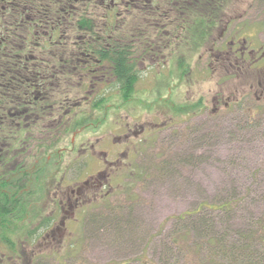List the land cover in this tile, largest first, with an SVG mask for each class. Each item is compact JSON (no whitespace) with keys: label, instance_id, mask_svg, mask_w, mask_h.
<instances>
[{"label":"rangeland","instance_id":"1","mask_svg":"<svg viewBox=\"0 0 264 264\" xmlns=\"http://www.w3.org/2000/svg\"><path fill=\"white\" fill-rule=\"evenodd\" d=\"M168 59L145 61L131 101L110 88L108 109L94 113L98 122L67 136L59 146L67 167L61 186L37 201L40 219L25 221L20 236L10 233L13 251L0 242V264H264V99L244 94L238 77L208 74L197 55L183 78ZM217 90L238 101L214 115ZM96 94L83 105L87 112ZM199 101L198 112H176ZM171 115L155 134L124 138L127 125ZM120 159L131 165L110 171L101 163ZM90 177L102 180L97 195L86 186L76 201L70 190ZM52 200L66 213H52Z\"/></svg>","mask_w":264,"mask_h":264},{"label":"trees","instance_id":"2","mask_svg":"<svg viewBox=\"0 0 264 264\" xmlns=\"http://www.w3.org/2000/svg\"><path fill=\"white\" fill-rule=\"evenodd\" d=\"M146 1L156 5L141 11L137 0L136 6L128 9L130 13L114 15L112 24L107 21V13L99 18L97 10L81 9L76 16L60 13L63 19L76 17L78 21L66 23L61 28L63 35L60 32L61 37L56 39L44 38L49 22L37 26L32 38L26 26L4 27V40L0 42V242L9 250L15 249L10 233L20 236L23 229H17L25 221L31 224L36 217L40 219L44 207L37 209V201L55 193L64 180L62 173L67 167L60 164L66 149L59 146L67 136L98 122L94 113L108 109L105 104L110 88L117 89L124 103L131 101L145 61L165 63L169 58L162 59L161 55L170 53V34L180 26L173 24L171 4L228 0ZM203 11V7L195 8L193 28L200 32L179 31L180 35L194 34L193 49L203 42ZM34 12L50 21L51 11ZM12 34H16V40H10ZM177 50L169 59L175 63L178 77L183 78L188 75L190 59L181 47ZM96 93L99 95L87 112L83 105H89L90 96ZM201 107L199 101L176 112L193 113ZM83 111L87 116L83 122L77 121V113ZM49 222V216L43 217L39 225L47 227ZM251 240L256 239L253 236ZM241 250L247 252L245 246Z\"/></svg>","mask_w":264,"mask_h":264},{"label":"flooded vegetation","instance_id":"3","mask_svg":"<svg viewBox=\"0 0 264 264\" xmlns=\"http://www.w3.org/2000/svg\"><path fill=\"white\" fill-rule=\"evenodd\" d=\"M136 3L137 0H0V42L4 40L3 29L5 26H26V33L29 38H32L34 32H37L35 31L37 26H44V23L49 22L51 26H49L48 30H44V38L48 40L51 38L56 39L61 37L59 33L66 23L73 24L78 21L76 17L63 19L60 17V13L67 11L76 16V13L81 9L97 10L96 14L99 18L107 13V21L112 24L114 15L119 16L121 13H130L128 9L134 8ZM154 5H156V2L140 0L139 9L143 11L147 6L151 7ZM171 7L173 8V24L180 26L173 28V34H170L172 41L170 53L161 55L162 59L164 57H173L174 54H177V48L181 47L189 58L197 55L198 59L203 60L204 68L208 74L213 71L222 72L224 73V75L222 74L223 80L238 77L242 86L248 90L244 94L253 93L256 101L264 99V0H228L211 4L199 2H190L188 4L172 3ZM196 7H203L205 10L202 12L204 24L201 31L204 37L202 44L193 49L194 34L192 33L191 36L187 34L180 35L179 31L185 29L187 31L196 30L200 32L201 29L193 28ZM40 9L45 12L51 11L50 21H44L40 15L34 12ZM55 29H57V32ZM61 33L63 35V32ZM16 39V34L10 36V40ZM215 93L211 97L212 113L214 115L218 114L222 105L225 109H228L232 102L238 101L237 97L236 100L235 98L231 100L226 97V101H224L223 93L218 90ZM240 93L241 91L235 93V96L240 95ZM172 119L173 115L169 116V119L164 120L161 124L156 123L153 118L150 123H144V125H133L132 127L127 125V132L124 134V138L127 139L135 135L140 136L147 129H150L155 134L164 126L170 125ZM120 154L121 152L117 151L116 155ZM101 163L110 165V171L115 170L116 166H118L117 169H124L131 165L130 162H123L122 159L116 162L102 161ZM100 172L103 171H99L98 174ZM110 173L107 174L109 175ZM108 180L106 178L105 182H107V186H110ZM101 182L102 180L93 177L85 179L82 181L83 184L81 186L70 190V196L77 197V201L82 196L86 186H88V191L96 194L95 192L98 191L97 183L102 185ZM67 201H70V198ZM53 203L54 201L52 200ZM70 205L71 203L69 202L68 208L71 207ZM55 210L66 213V210H63L59 202L53 206L52 213ZM57 230H59V226L50 229L52 233Z\"/></svg>","mask_w":264,"mask_h":264}]
</instances>
